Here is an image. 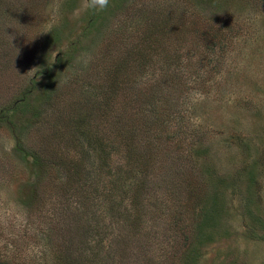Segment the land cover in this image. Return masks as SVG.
I'll return each instance as SVG.
<instances>
[{
  "label": "rangeland",
  "instance_id": "374dc122",
  "mask_svg": "<svg viewBox=\"0 0 264 264\" xmlns=\"http://www.w3.org/2000/svg\"><path fill=\"white\" fill-rule=\"evenodd\" d=\"M192 3L194 9L191 0H0V253L15 259L10 264H47L44 238L51 233L63 242L69 235L65 220L75 206L60 187L65 169L47 167V155L34 153L57 147V133L77 108L90 111L107 71L99 65L112 45L123 56L133 38L168 37L156 52L182 41L185 53L184 37H201L213 17L225 18L216 37L226 42L220 62L201 70H214L213 76L199 81L189 63L180 66L181 80L192 81L186 104L195 102L192 119L199 123L198 130L189 129L181 166L195 177L203 198L195 264H264V0ZM175 7L181 28L155 33L153 25ZM215 54L220 57L219 50ZM154 69L149 62L130 68L133 77L143 71V84ZM135 83L126 88L134 92L128 100L142 88ZM143 100L139 92L136 102ZM108 119L114 120L110 113ZM53 122L58 131L49 127ZM65 134L68 145L73 135ZM140 228L131 249L145 257L159 254L151 240L161 226Z\"/></svg>",
  "mask_w": 264,
  "mask_h": 264
},
{
  "label": "trees",
  "instance_id": "16d2710c",
  "mask_svg": "<svg viewBox=\"0 0 264 264\" xmlns=\"http://www.w3.org/2000/svg\"><path fill=\"white\" fill-rule=\"evenodd\" d=\"M171 10V15L166 13L153 25L155 33L162 36L173 27L181 28L177 7ZM224 19L213 17V26L210 24L207 32L200 30L201 37H184L185 53L182 41L171 45V49L156 52V47H162L168 37L133 38V45L123 56L119 55L117 45H112L111 55L99 65L107 66V71L104 81L96 86L98 95L90 102V111L77 108L76 114H70L57 133V147L34 153L39 159L47 155V167L65 169L62 181L65 183L60 187L74 197L75 208L65 220L67 238L58 242L50 229L51 238H44L41 256L47 264H195L196 241L200 243L198 214L203 198L197 193L200 185L195 177L181 172V166L187 155L189 129L198 130L199 123L192 119L195 102L186 104L192 81L187 84L181 80L184 71L180 66H184V60L189 63L199 81L213 76L214 70L205 73L201 70L206 65L214 68L225 52L226 42L216 37L222 31ZM107 46L111 48V44ZM216 50L220 51V57ZM106 57L104 54V60ZM147 62L155 69L150 73L151 79L145 76L147 83L144 80L143 84L139 79L143 71L133 77L130 68L142 69ZM133 81H137V89L142 88L128 100L126 95L134 92L126 88ZM200 90L205 92L202 87ZM139 92L144 94V100L137 103ZM119 94L125 96L115 99ZM109 113L113 121L108 119ZM2 118L0 115V121ZM49 127L57 128L54 122ZM65 132L73 135L68 145ZM42 146L47 148L45 144ZM187 146L189 150L191 145ZM101 219L103 223L97 225ZM144 223L161 226L162 230L151 240L159 251L152 257L140 256L138 250L131 249L132 240L139 239L140 224ZM99 227H104V231L98 232ZM139 257L146 260L136 259ZM14 260L0 253V264Z\"/></svg>",
  "mask_w": 264,
  "mask_h": 264
}]
</instances>
